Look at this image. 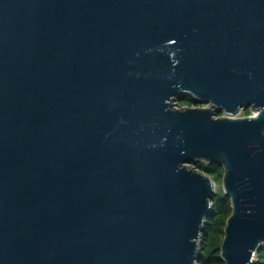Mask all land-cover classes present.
<instances>
[{
	"label": "water",
	"instance_id": "95a60500",
	"mask_svg": "<svg viewBox=\"0 0 264 264\" xmlns=\"http://www.w3.org/2000/svg\"><path fill=\"white\" fill-rule=\"evenodd\" d=\"M197 161L224 264H253L264 0H0V264H198Z\"/></svg>",
	"mask_w": 264,
	"mask_h": 264
},
{
	"label": "trees",
	"instance_id": "16d2710c",
	"mask_svg": "<svg viewBox=\"0 0 264 264\" xmlns=\"http://www.w3.org/2000/svg\"><path fill=\"white\" fill-rule=\"evenodd\" d=\"M182 99L178 98L180 106H194L199 104L193 96L187 97L186 95L184 97L187 101L186 103H183ZM193 164L199 170L213 177L216 183L222 181L224 168L219 163L197 161L193 162ZM212 201L214 206L207 218L202 233L198 264H224L221 258V244L224 237L226 220L232 212L231 201L223 189H219L213 193ZM253 264H264V244L257 249Z\"/></svg>",
	"mask_w": 264,
	"mask_h": 264
},
{
	"label": "flooded vegetation",
	"instance_id": "af4514ba",
	"mask_svg": "<svg viewBox=\"0 0 264 264\" xmlns=\"http://www.w3.org/2000/svg\"><path fill=\"white\" fill-rule=\"evenodd\" d=\"M205 105H207V104L199 103L198 105H195V106H205ZM184 106H188V105H184ZM214 112H215L216 116H223L224 115V112L217 109V108H214ZM252 114H253V112H252L251 107H249L248 109L241 108L239 116H248V115H252Z\"/></svg>",
	"mask_w": 264,
	"mask_h": 264
},
{
	"label": "rangeland",
	"instance_id": "374dc122",
	"mask_svg": "<svg viewBox=\"0 0 264 264\" xmlns=\"http://www.w3.org/2000/svg\"><path fill=\"white\" fill-rule=\"evenodd\" d=\"M186 95H187V97H192L191 94H185V96H186ZM185 96H182V97H181V99L183 98V99H182V100H183V101H182L183 103H186V102H187V101L184 99ZM178 103H179V101L176 100V101H175V104H176L177 106H178ZM205 106H208V104L205 105ZM178 107H179V106H178ZM190 165H192V164H190ZM193 165H194V164H193ZM219 189H223V187H222V181H220V182H218V183L216 184L215 192L218 191Z\"/></svg>",
	"mask_w": 264,
	"mask_h": 264
},
{
	"label": "built area",
	"instance_id": "2783aa9c",
	"mask_svg": "<svg viewBox=\"0 0 264 264\" xmlns=\"http://www.w3.org/2000/svg\"><path fill=\"white\" fill-rule=\"evenodd\" d=\"M176 100H178V98H177ZM176 100H175V101H176ZM175 101H174V105H175L176 107H178V106H179V107H182V106H180V103H178V106H177V105L175 104ZM178 101H179V100H178ZM194 106H195V105H194ZM255 258H256V255H254L253 259L255 260Z\"/></svg>",
	"mask_w": 264,
	"mask_h": 264
}]
</instances>
